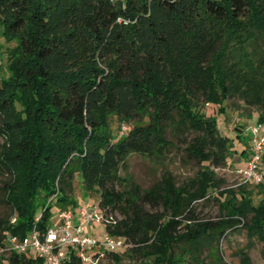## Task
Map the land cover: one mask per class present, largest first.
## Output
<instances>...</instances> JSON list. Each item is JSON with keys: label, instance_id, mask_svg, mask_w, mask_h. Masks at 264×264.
<instances>
[{"label": "trees", "instance_id": "1", "mask_svg": "<svg viewBox=\"0 0 264 264\" xmlns=\"http://www.w3.org/2000/svg\"><path fill=\"white\" fill-rule=\"evenodd\" d=\"M0 37L12 43L0 78L10 210L0 218V264L37 262L30 251L7 250L4 231H42L53 223L52 203L75 206L67 194L74 175L97 195L103 230L126 246L104 253L114 259L162 262L179 242L189 245L186 256L227 231L261 227L248 211L264 219V190L253 203L245 187L262 183L228 194L213 169L237 154L217 125L228 101L264 123V0H0ZM170 135L196 163L187 186L164 174L144 189L119 173L131 153L156 159ZM213 191L241 205L198 217L194 203ZM65 255L59 264H82L73 249Z\"/></svg>", "mask_w": 264, "mask_h": 264}, {"label": "rangeland", "instance_id": "2", "mask_svg": "<svg viewBox=\"0 0 264 264\" xmlns=\"http://www.w3.org/2000/svg\"><path fill=\"white\" fill-rule=\"evenodd\" d=\"M11 45L12 43H5L0 37V78L6 74L4 68V48L10 47ZM203 108L208 111L211 107L205 104ZM223 115L222 118H220V116L217 118L219 131L221 134L230 138L233 147L237 150V154H231L227 158L225 166L215 168L213 171L221 181L218 191H227L228 194H232L233 192L237 193L239 190V185L234 178L232 169L236 166H244L245 164L248 147L250 146L249 128L255 123L256 112L252 107L243 104L241 101L230 100L226 104L225 114ZM233 119L237 120V122L242 125V132L230 127V122ZM236 133H239V136H236ZM169 139L171 140L170 145H167L156 159L134 153L129 154L125 159L124 167L119 173L121 175L124 174L125 177H129L144 189L149 188L164 174L171 177L176 187L187 186V184L191 182L190 179L196 171V163L192 160H188L189 158L182 144L175 142L171 135ZM241 148L244 149V153L242 156H239ZM4 179L5 177L0 173V218L10 212L9 208L3 202L1 182ZM245 188L250 190L253 198L252 202L256 203V198L260 197L263 193L264 181L259 186L248 185ZM68 193L70 194V198L74 200L75 206L68 205L66 202L61 203V205H59V202L56 204L52 203L49 211L51 222L56 220V211L59 209L58 206L62 208L71 206L72 209L76 211L80 207L91 210L92 207L96 205L97 195L94 192H83L76 175L73 177L71 190L68 191L67 194ZM194 204L195 213L202 219H215L218 214L232 212L238 205H241L239 201L233 198L229 199V195L225 198L219 197L215 191L210 192L207 199L199 200ZM248 213L249 221L254 218L256 222L261 224V227L264 225V219L261 215L253 214L251 211H248ZM116 216L119 217L117 214ZM80 223L83 225L86 233L97 238H101L105 232L100 222L92 220L90 223H86L82 220ZM261 227H255L257 232L249 234L241 227L227 231L218 244L211 243L201 249L189 252V255L186 256L183 255V252L187 251L189 245L186 242H179L177 247L174 246L175 252L171 254L172 257L162 262L153 263L148 258L139 259L134 254L127 256L123 253L120 259H114L109 255H103L91 264H264V235H262L264 228L262 229ZM125 248L126 246L120 247L117 251L122 252Z\"/></svg>", "mask_w": 264, "mask_h": 264}, {"label": "built area", "instance_id": "3", "mask_svg": "<svg viewBox=\"0 0 264 264\" xmlns=\"http://www.w3.org/2000/svg\"><path fill=\"white\" fill-rule=\"evenodd\" d=\"M1 64V61H0ZM250 146L244 166L232 169L238 185L259 184L264 181V123L255 122L249 128ZM90 223L92 220L101 223V214L96 206L91 210L80 207L62 208L56 213V220L44 230L31 229L22 238L10 236L4 231L6 249L17 253L31 251L37 258L35 264H59L65 258V249L71 248L82 264H91L101 258L105 252L123 246L122 239L106 232L97 238L84 231L74 217ZM14 217H10L12 222Z\"/></svg>", "mask_w": 264, "mask_h": 264}, {"label": "crops", "instance_id": "4", "mask_svg": "<svg viewBox=\"0 0 264 264\" xmlns=\"http://www.w3.org/2000/svg\"><path fill=\"white\" fill-rule=\"evenodd\" d=\"M73 221H74V222H79V223H80V221H82V220L79 219V218L76 216V217H74Z\"/></svg>", "mask_w": 264, "mask_h": 264}]
</instances>
